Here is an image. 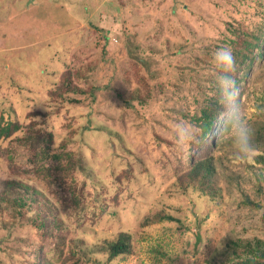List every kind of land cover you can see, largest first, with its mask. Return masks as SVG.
<instances>
[{
	"label": "rangeland",
	"instance_id": "obj_1",
	"mask_svg": "<svg viewBox=\"0 0 264 264\" xmlns=\"http://www.w3.org/2000/svg\"><path fill=\"white\" fill-rule=\"evenodd\" d=\"M239 22L263 24L264 0H0V191L11 179L42 190L68 238L5 212L0 264L38 256L52 264H223L228 239L264 241V194L252 172L264 165L244 157L229 132L235 106L253 130L264 124V60L207 140L223 138L220 196L174 186L200 151L178 147L175 128L190 123L197 132L215 51L230 47ZM73 69L87 75L77 83L84 94L51 96ZM157 212L176 221L141 224ZM120 232L131 234L130 254L82 257L85 246Z\"/></svg>",
	"mask_w": 264,
	"mask_h": 264
},
{
	"label": "trees",
	"instance_id": "obj_2",
	"mask_svg": "<svg viewBox=\"0 0 264 264\" xmlns=\"http://www.w3.org/2000/svg\"><path fill=\"white\" fill-rule=\"evenodd\" d=\"M234 37L231 38L230 48L236 58L235 80L239 88L242 80L246 77L257 60H264V23L250 28L244 22H239L234 27ZM212 82V94L205 102L200 111V118L196 132V143L192 144L194 149L200 150L197 155H191L187 158V163L180 169L176 177L174 186L184 192L192 190L199 193L201 198L217 199L221 194L219 183V164L222 160L217 156L222 136L219 137V144L207 143L218 124L220 116L228 110L233 98L226 97L218 86V78L224 75L217 68L214 72ZM86 73L81 69L66 70L61 76L60 84L56 89L50 90L51 96L63 101L70 94H84L79 86L80 82L85 81ZM121 100H125L123 94H119ZM139 98V95H137ZM132 99V98H130ZM14 124L3 126L4 131H12ZM18 129V127L16 128ZM253 144L257 149L254 162L264 165V124H261L254 130ZM203 147V148H202ZM264 170L252 171L256 174L257 183L255 188L264 194ZM250 202V198H246ZM252 203V201H251ZM8 212L13 222H26L34 225L42 231L54 230L61 241L67 240V229L65 222L59 213L58 207L52 202L46 194L30 183L22 180H7L3 189L0 191V214ZM162 221H176L174 216L167 212H157L151 217L145 218L141 224ZM2 225L7 227L4 219ZM132 237L128 232L118 233L112 240H104V244L89 248L82 244V240H70L73 247L80 249L84 247L82 257L96 255H107L108 261L128 255L132 252ZM224 249L223 264H264V241L247 240L242 238L228 239ZM83 250H80L83 251ZM72 256H75L72 254ZM34 264H52L47 256H38ZM81 258H77V263H81Z\"/></svg>",
	"mask_w": 264,
	"mask_h": 264
},
{
	"label": "clouds",
	"instance_id": "obj_3",
	"mask_svg": "<svg viewBox=\"0 0 264 264\" xmlns=\"http://www.w3.org/2000/svg\"><path fill=\"white\" fill-rule=\"evenodd\" d=\"M216 66L224 75L219 76L218 86L221 92L230 98L240 96V90L236 85V58L230 47H221L215 51L213 57ZM235 106L230 115L229 132L233 137L239 152L244 157H252L256 152L253 144L254 130L249 121L243 119ZM174 139L178 147L182 150L189 148L196 143V133L194 127L189 124L179 123L174 131Z\"/></svg>",
	"mask_w": 264,
	"mask_h": 264
}]
</instances>
